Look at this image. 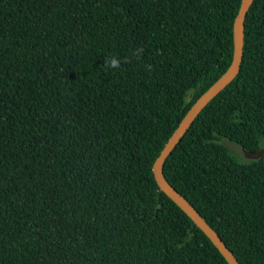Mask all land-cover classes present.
<instances>
[{"label":"trees","instance_id":"16d2710c","mask_svg":"<svg viewBox=\"0 0 264 264\" xmlns=\"http://www.w3.org/2000/svg\"><path fill=\"white\" fill-rule=\"evenodd\" d=\"M240 2L0 0V264H228L152 165L228 68ZM261 148L253 0L238 73L162 163L239 264H264V152L242 151Z\"/></svg>","mask_w":264,"mask_h":264},{"label":"water","instance_id":"95a60500","mask_svg":"<svg viewBox=\"0 0 264 264\" xmlns=\"http://www.w3.org/2000/svg\"><path fill=\"white\" fill-rule=\"evenodd\" d=\"M253 0H241L238 11L233 22V56L228 68L215 80L190 106L181 119L176 129L173 131L157 157L155 158L152 171L154 179L159 188L171 198L191 219L192 221L208 236L211 242L216 246L224 256L228 264H239L233 253L225 246L218 234L206 223L203 217L195 208L165 179L162 172V163L165 157L173 149L186 132L195 117L202 108L221 91L238 73L241 63V55L244 42V19ZM245 158H258L264 152L261 148L252 152L242 149Z\"/></svg>","mask_w":264,"mask_h":264},{"label":"clouds","instance_id":"9594fccd","mask_svg":"<svg viewBox=\"0 0 264 264\" xmlns=\"http://www.w3.org/2000/svg\"><path fill=\"white\" fill-rule=\"evenodd\" d=\"M143 53V49L142 48H137L133 53L132 56L139 58L142 56ZM124 63L128 62V58H125V60L123 61ZM121 63L122 61L118 58V57H111L107 60H105V66L109 67L111 69H118L121 67Z\"/></svg>","mask_w":264,"mask_h":264},{"label":"rangeland","instance_id":"374dc122","mask_svg":"<svg viewBox=\"0 0 264 264\" xmlns=\"http://www.w3.org/2000/svg\"><path fill=\"white\" fill-rule=\"evenodd\" d=\"M232 149H234L236 152H239V148L235 145L229 144Z\"/></svg>","mask_w":264,"mask_h":264}]
</instances>
